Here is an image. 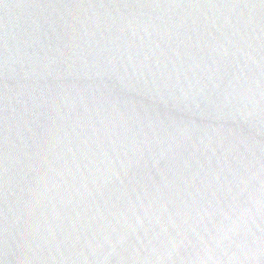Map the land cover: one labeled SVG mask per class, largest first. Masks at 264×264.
Instances as JSON below:
<instances>
[{
  "label": "water",
  "instance_id": "1",
  "mask_svg": "<svg viewBox=\"0 0 264 264\" xmlns=\"http://www.w3.org/2000/svg\"><path fill=\"white\" fill-rule=\"evenodd\" d=\"M0 264H264V0H0Z\"/></svg>",
  "mask_w": 264,
  "mask_h": 264
}]
</instances>
